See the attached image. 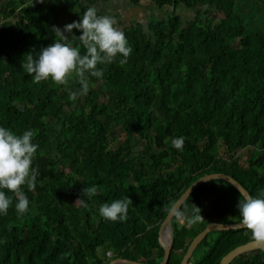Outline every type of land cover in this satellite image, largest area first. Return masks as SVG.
I'll list each match as a JSON object with an SVG mask.
<instances>
[{
    "label": "trees",
    "instance_id": "1",
    "mask_svg": "<svg viewBox=\"0 0 264 264\" xmlns=\"http://www.w3.org/2000/svg\"><path fill=\"white\" fill-rule=\"evenodd\" d=\"M142 1L171 11L162 18L152 14L146 23L118 21L133 48L128 62L120 64L118 56L98 65L104 78L90 77L94 86L73 102L65 86L37 83L23 65L29 52L38 55L58 39L53 26L63 28L108 0H0V124L17 134L37 130L33 166L41 173L35 189L24 186L29 211L17 214L14 202L0 216V264H108L117 258L159 264V227L196 180L223 173L250 196L264 192V0L125 3ZM179 8L192 18L183 21ZM181 135L183 151L171 145ZM90 185L98 192L83 195ZM210 186L215 217L207 210ZM233 194L243 199L223 180L195 189L179 209L185 215L172 218L167 264H180L207 224L243 223ZM125 196L132 200L125 221L99 214L102 204ZM193 205L202 219L190 225ZM254 240L246 227L211 232L188 264H219ZM231 264H264V250Z\"/></svg>",
    "mask_w": 264,
    "mask_h": 264
},
{
    "label": "clouds",
    "instance_id": "2",
    "mask_svg": "<svg viewBox=\"0 0 264 264\" xmlns=\"http://www.w3.org/2000/svg\"><path fill=\"white\" fill-rule=\"evenodd\" d=\"M52 28L58 39L40 48L38 55L29 52L23 66L37 83L50 80L65 86L73 102L87 95L94 86L90 77L104 78V69L98 65L111 64L118 56L121 57L119 63L126 64L133 52L125 32L118 27L117 18L101 14L94 4L78 20L65 24L63 28ZM73 29L79 30L80 34L73 33ZM73 80L78 81V88L67 87ZM36 135L37 130L32 128L17 134L0 124V216L7 215L14 202L17 214L24 215L29 211L30 200L24 186L35 189L41 175L38 166H33L39 148L34 142ZM185 139L182 135L172 137V147L183 151ZM98 190V185H90L84 187L83 195L91 197ZM189 195L190 189L185 196ZM78 199L81 206L87 207L84 199ZM131 204L128 196L115 199L102 204L99 214L104 219L123 222L128 218ZM235 207L243 226L251 230L255 240L264 242V192L238 199ZM201 212L199 206L193 205L192 216L187 222L191 225L201 220ZM176 215L183 217L185 213L177 210Z\"/></svg>",
    "mask_w": 264,
    "mask_h": 264
},
{
    "label": "water",
    "instance_id": "3",
    "mask_svg": "<svg viewBox=\"0 0 264 264\" xmlns=\"http://www.w3.org/2000/svg\"><path fill=\"white\" fill-rule=\"evenodd\" d=\"M214 180H223L228 183H230L243 197V199L247 196H250L249 193L231 176L223 174V173H216V174H210L203 176L196 180L194 183H192L185 191L184 193L177 199V201L173 204V206L170 208L166 218L162 222V224L159 227V236H158V242L160 246L164 250V257L161 263L159 264H167L171 248H172V239H173V229H172V218L176 214V211L179 210L182 206V204L187 200V198L190 196H185V194L189 191H191V194L200 187L201 185H204L207 182H211ZM245 228L243 226V223H237V224H226V223H209L205 227V229L200 232L190 243L185 255L183 256L180 264H188L192 254L196 250L197 246L202 242V240L207 236V234L211 232H222V231H232V230H240ZM168 235V236H167ZM255 250H264V242L261 241H251L244 245L238 246L231 250L229 253H227L222 259L220 260L219 264H231V262L239 257L242 254L252 252ZM108 264H145L142 262H135L130 261L122 258H117L114 260H111Z\"/></svg>",
    "mask_w": 264,
    "mask_h": 264
},
{
    "label": "rangeland",
    "instance_id": "4",
    "mask_svg": "<svg viewBox=\"0 0 264 264\" xmlns=\"http://www.w3.org/2000/svg\"><path fill=\"white\" fill-rule=\"evenodd\" d=\"M46 1L47 3H49V0ZM125 1L126 0H108V2L104 4L103 3L100 4L101 2H97L96 7L98 8V10H101L108 15L115 16L117 18V22L121 20L124 23H128V21L132 18H135L137 21L141 23H146L147 18H150V15L152 14L157 18H162L168 12L171 11V8L168 6H165L163 9L158 10L157 8H155V6L145 1H142L141 5L137 7H129L126 5ZM177 12L180 14L183 21L192 18V12L186 9L179 8ZM240 157L242 160H244L246 158L245 153L240 155ZM207 191L209 194L207 210L210 209L211 211H213L212 216L215 217L216 216L215 209L217 203H216V197L214 195L213 187L210 186ZM232 196L235 197L236 201L238 200L236 195L233 194Z\"/></svg>",
    "mask_w": 264,
    "mask_h": 264
},
{
    "label": "built area",
    "instance_id": "5",
    "mask_svg": "<svg viewBox=\"0 0 264 264\" xmlns=\"http://www.w3.org/2000/svg\"><path fill=\"white\" fill-rule=\"evenodd\" d=\"M111 256V254L110 253H107V257H110Z\"/></svg>",
    "mask_w": 264,
    "mask_h": 264
},
{
    "label": "bare ground",
    "instance_id": "6",
    "mask_svg": "<svg viewBox=\"0 0 264 264\" xmlns=\"http://www.w3.org/2000/svg\"><path fill=\"white\" fill-rule=\"evenodd\" d=\"M168 236V235H167Z\"/></svg>",
    "mask_w": 264,
    "mask_h": 264
}]
</instances>
